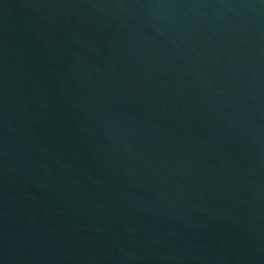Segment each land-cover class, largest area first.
I'll list each match as a JSON object with an SVG mask.
<instances>
[{"label": "water", "instance_id": "water-1", "mask_svg": "<svg viewBox=\"0 0 264 264\" xmlns=\"http://www.w3.org/2000/svg\"><path fill=\"white\" fill-rule=\"evenodd\" d=\"M0 264H264V0H0Z\"/></svg>", "mask_w": 264, "mask_h": 264}]
</instances>
